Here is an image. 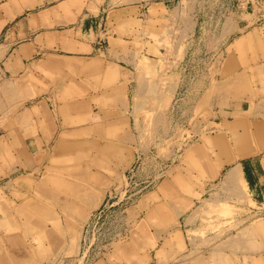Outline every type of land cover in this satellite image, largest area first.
<instances>
[{"label": "crops", "instance_id": "1", "mask_svg": "<svg viewBox=\"0 0 264 264\" xmlns=\"http://www.w3.org/2000/svg\"><path fill=\"white\" fill-rule=\"evenodd\" d=\"M161 10H175L179 44L195 42L204 21L210 29L227 26L209 12L180 10L177 0H0V79L44 81L41 98L23 112L27 125L21 117L0 136V172L24 171L0 179V264H45L77 252L86 213L122 185L137 141L131 115L137 75L127 45L137 35L132 31L158 21ZM217 72L208 71L209 86ZM184 73L175 71L179 108L188 99ZM222 98L211 94L214 116L200 142L137 201L140 214L126 240L93 264H195L191 215L204 189L230 169L241 171L250 218L264 221V105L244 115V104ZM263 232L253 227L238 264H264Z\"/></svg>", "mask_w": 264, "mask_h": 264}, {"label": "rangeland", "instance_id": "2", "mask_svg": "<svg viewBox=\"0 0 264 264\" xmlns=\"http://www.w3.org/2000/svg\"><path fill=\"white\" fill-rule=\"evenodd\" d=\"M159 14L158 21L148 19L135 28L132 33L137 35L132 36V42L127 45L135 59L130 60L134 64L129 65L137 75L131 113L137 135L134 149L138 170L135 173L137 179L148 184L160 176L171 175L182 153L204 137L206 122L212 121L214 116L207 107L211 94L223 95L225 102L244 104V110L239 107L244 115L264 105V24L247 30L236 27L235 20L231 19L230 26L210 29L205 27L204 21L203 28L197 30L195 42L186 45L175 43V10L171 13L161 10ZM207 16L204 14L202 20L208 19ZM187 52L189 59L183 58ZM120 63L126 66L125 56ZM175 71H185L180 79L189 88L188 99H183L185 103L181 108L175 103L183 98H175L178 78ZM208 71L223 73H212L213 81L209 86ZM38 88H44L43 80L17 76L0 79V136L4 138L21 117V124L27 125L23 112L27 111L29 103L41 98L38 95L42 91ZM211 100L213 103V98ZM235 115L237 113L228 116ZM20 173L24 171L0 172V179L8 176L3 182ZM146 184L138 186L136 191ZM231 187L225 177H221L212 187L204 189L193 210L188 248L195 264H238L242 257L239 251L243 245L251 244L253 227L258 224L264 231V221L250 218L245 192H240L237 185ZM153 190L152 187L143 189L137 195L146 191L142 195L145 196ZM136 204L130 211L131 227L140 214ZM91 211L80 222L79 241L82 224ZM78 251L79 248L77 252L59 253L45 264H81Z\"/></svg>", "mask_w": 264, "mask_h": 264}, {"label": "built area", "instance_id": "3", "mask_svg": "<svg viewBox=\"0 0 264 264\" xmlns=\"http://www.w3.org/2000/svg\"><path fill=\"white\" fill-rule=\"evenodd\" d=\"M177 6L184 11L209 12V18H220L223 26H230L231 19L235 20V26L247 29L264 24V0H177ZM136 170L134 162L122 185L112 188L83 222L78 251L81 264H93L105 258L129 236L132 228L131 208L146 191L139 196L137 193L153 187L157 181L152 180L148 184L147 181L137 179ZM145 183L136 191L138 186Z\"/></svg>", "mask_w": 264, "mask_h": 264}, {"label": "bare ground", "instance_id": "4", "mask_svg": "<svg viewBox=\"0 0 264 264\" xmlns=\"http://www.w3.org/2000/svg\"><path fill=\"white\" fill-rule=\"evenodd\" d=\"M230 154V153H229ZM196 156V155H195ZM131 164V163H130ZM238 166V165H237ZM225 181L227 184H229L230 186H238L239 187V190L240 192H243L242 189L244 188V185H245V182L242 178V174H241V171L239 168L237 169H234L231 171L230 169V172L229 173H226L225 175ZM244 190V189H243ZM142 203V202H141ZM145 208V207H144ZM86 212V211H85ZM87 214V213H86ZM86 216V215H85ZM132 243V242H131ZM116 252V251H115ZM113 256V255H112ZM21 258V257H19ZM116 258V257H114ZM120 258V257H119ZM121 260V259H120Z\"/></svg>", "mask_w": 264, "mask_h": 264}]
</instances>
